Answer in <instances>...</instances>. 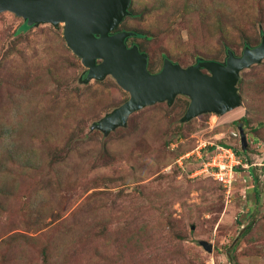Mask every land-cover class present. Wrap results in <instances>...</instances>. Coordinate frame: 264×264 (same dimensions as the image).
Wrapping results in <instances>:
<instances>
[{"label":"rangeland","instance_id":"1","mask_svg":"<svg viewBox=\"0 0 264 264\" xmlns=\"http://www.w3.org/2000/svg\"><path fill=\"white\" fill-rule=\"evenodd\" d=\"M131 1L136 13L117 29L143 32L126 42L148 54L153 72L165 57L184 67L200 59L224 62L227 48L240 55L264 34V0H253L249 16L233 0ZM219 20L236 43L223 42ZM24 23L13 11H0V234L39 239L31 243L39 264H45L41 248L49 247L61 219L75 228L58 229L71 242L57 264H231V256L238 264H264V181L237 169L226 193L211 177H191L199 160L194 153L180 160L181 167L177 161L203 144L204 153L220 142L242 150L232 121L247 114L253 118L241 155L264 161V125L258 122L264 121V96H255L261 87L245 90L258 109L249 111V93L242 94L235 118L204 112L182 122L190 99L177 95L170 105L162 101L133 112L125 126L104 134L91 124L129 93L111 75L102 84L81 81L85 68L67 48L62 23L20 31ZM39 61L40 67H31ZM258 65L262 70L249 73V67L240 77L245 74L249 84L252 74L260 83L253 75L264 71V59ZM16 75L31 91L11 101ZM37 222L42 229L34 228ZM88 223L96 234L80 229ZM249 223L252 230L242 237Z\"/></svg>","mask_w":264,"mask_h":264},{"label":"water","instance_id":"2","mask_svg":"<svg viewBox=\"0 0 264 264\" xmlns=\"http://www.w3.org/2000/svg\"><path fill=\"white\" fill-rule=\"evenodd\" d=\"M130 2L0 0V11H13L29 26L40 23L58 26L62 23V35L67 47L85 68L81 81L102 80L111 75L129 93L127 100L94 121L90 129H99L108 134L119 126H125L133 112L162 101L170 105L177 95L190 99L182 122L204 112L222 115L241 105L237 86L240 72L264 59V34H261L258 45L246 44L240 55L227 48L224 62L200 59L184 67L165 57L161 68L151 72L148 69V54L135 43L127 45V38L136 33L114 31L130 14ZM238 130L240 146L245 150V133L240 126ZM201 243L211 251L209 242Z\"/></svg>","mask_w":264,"mask_h":264},{"label":"trees","instance_id":"3","mask_svg":"<svg viewBox=\"0 0 264 264\" xmlns=\"http://www.w3.org/2000/svg\"><path fill=\"white\" fill-rule=\"evenodd\" d=\"M244 2H247V3H244ZM252 2H253V0H243V1L240 2V4H237L236 0H233V6H235L237 8H240V9L243 8V12L246 13V15L249 16V11L250 10L252 11V9H253V7L251 8V3ZM132 3H133V1L130 2V5H132ZM189 5L191 6V4H188L187 7ZM129 11L133 15L136 13L130 8H129ZM187 11L188 10L186 8V10L184 12H187ZM21 27L22 28H20V31H25L28 28H30V26L27 25L26 22ZM218 28H219V32H221V34H222L223 42H225V43L226 42L227 43L228 42L229 43H236V41L234 39H232L231 35H229V33L227 32L228 29L226 28L224 22L222 23L220 21V24H219ZM132 31H134L136 33L137 30L136 29H132ZM238 31L240 33L244 34V30L241 27L238 28ZM136 34H139L141 36L143 35V37L145 36L142 31L141 32L137 31ZM240 41H241L240 42L241 45H245L247 43V40H245V39H242ZM139 49L142 51L141 47H139ZM73 57L77 58V56H75L74 54H73ZM40 66H41V62L40 61L37 62V63L33 62V65H31V67H40ZM258 66H260V65H258V64H255V66L252 65L249 68V73H254L253 71H255V70L256 71L257 70H262L260 68H256ZM152 67H153L152 64H150V62H148V69L150 71H151ZM151 72H153V71H151ZM55 74L56 75H54V76H58V73H55ZM253 76L259 77L261 82L259 83L258 81L251 79L252 78V74H251L250 75L251 78L249 77V84H248V82H247L248 78L246 79L245 74H243L239 78L238 83H237L238 92L240 94V97H241L242 94L243 95L245 94V97H246L248 95V93H249V96H248V100L249 101H247L248 102L247 105L249 107V111L252 110V109H258V107L254 104V94L251 95L252 92H250V91L249 92H245L246 87L252 86V88H255L254 86L259 85L261 87L260 88V92L256 93L255 96H264V80H262L264 78V71L260 72L259 74H255ZM15 81H16V83L14 85L15 86V90L13 92V95L9 97V99L11 101H15L17 99V97L22 98V96H23V94L25 92H30L31 91V84L26 82V80H24L23 75H21V76L20 75L19 76L16 75L15 76ZM95 83L102 84L99 80H96ZM252 118L253 117L251 116V114H249V115L247 114V115L241 117L239 120L232 121V124L233 125H239L240 128L243 131H245L246 127L249 125V123H250ZM96 120H98V119H96ZM258 122H259L260 125H264V121L258 120ZM177 128L179 130L182 129L181 126H178ZM217 144H220V145H223V146H231V147H233L236 150V152L239 155L242 154V153H246V149L245 150H240L239 148H235L234 146H232L230 144H227V143H224V142H220V143H217ZM181 148L182 147L179 146L178 148H176L174 150L173 153L177 154L178 152L182 151V150H180ZM213 149H214L213 146H208L207 149H206L207 153L203 152V158H205L206 155L209 154ZM243 160L249 162V164H251L250 167H252V168L249 167V169H244V170H248L249 173L254 174V176H255L254 179L256 180L257 179V175H256V172L254 170H256L257 167L252 165V161H250V159L243 158ZM200 162H201V160H198V164H197L196 167L199 166ZM195 168H193V169H195ZM237 169H242V168L239 166ZM207 177H210V176H207ZM256 189L259 192H261L258 189V187H256ZM262 192L264 193V191H262ZM65 222H66L65 219H61L60 221L57 222L56 227L54 228L55 231L52 233L51 238H49V240H48L49 247L48 246H44L43 248H41L45 264H57L56 260L58 259V257L61 256V254H64V252L67 251V249H70V247H69L70 244L69 243L71 241L70 240H64V237H60L57 234L58 229L64 230V229H66L68 227L71 230V229L75 228L72 225H69V224L67 225ZM38 224L39 223L37 222L36 226L34 228H36V229L38 228L37 230L42 229L43 227L41 225H38ZM251 227H252V223H249L248 226H245V228L242 230V237H246V235L252 230ZM80 229L83 230L85 235L87 234V232L89 233L90 231H92L93 234H96L93 231V229H92L91 223H88L87 226H81ZM105 232L103 234H105ZM97 235H100V234H97ZM175 235H176L177 239H179V240L182 239V237H181V235H179V233L178 234L175 233ZM14 236H19V237L12 239V237H14ZM82 236L83 235H80L79 237L83 238ZM20 237H23V241L22 242H20ZM125 239L127 240L126 241L127 243H133L132 238H125ZM134 240H136V238ZM38 241H39V239H38ZM38 241H37L36 237L30 236V235H27V234H24V233H20V232L13 233V235H11V236L10 235L5 236V235H1L0 234V263L1 264H13V263H16V264H39V262L35 259L36 252L31 247V243H37ZM1 254H3V255H1ZM231 264H238L234 260V256H231Z\"/></svg>","mask_w":264,"mask_h":264},{"label":"built area","instance_id":"4","mask_svg":"<svg viewBox=\"0 0 264 264\" xmlns=\"http://www.w3.org/2000/svg\"><path fill=\"white\" fill-rule=\"evenodd\" d=\"M203 146L198 145L194 151L186 152L185 154L179 156L178 162L181 167L180 160L182 158H188L190 155H194L197 159L201 160L198 167L191 171V177L198 176H210L212 177L226 193L232 190L233 185L237 179L238 171L237 168L240 166L243 170L249 169V162L243 160V156L238 154L236 150L231 146H223L220 144H211L214 149L203 158ZM256 166L257 180L264 181V161L261 160L258 163H252ZM248 172V171H247ZM250 177H255L254 174L249 173Z\"/></svg>","mask_w":264,"mask_h":264},{"label":"bare ground","instance_id":"5","mask_svg":"<svg viewBox=\"0 0 264 264\" xmlns=\"http://www.w3.org/2000/svg\"><path fill=\"white\" fill-rule=\"evenodd\" d=\"M240 114H241L240 107H236V108L226 112V114L224 116L227 118H235V117H238Z\"/></svg>","mask_w":264,"mask_h":264},{"label":"flooded vegetation","instance_id":"6","mask_svg":"<svg viewBox=\"0 0 264 264\" xmlns=\"http://www.w3.org/2000/svg\"><path fill=\"white\" fill-rule=\"evenodd\" d=\"M119 30H120V29H117V28H116L114 31H119ZM121 30H122V29H121ZM128 31H131V30H128ZM127 39H128V38H127ZM126 41H127V40H126Z\"/></svg>","mask_w":264,"mask_h":264}]
</instances>
